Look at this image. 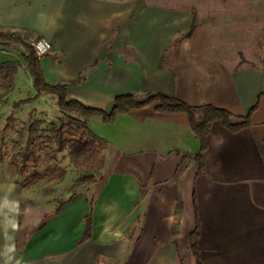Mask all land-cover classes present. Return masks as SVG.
Wrapping results in <instances>:
<instances>
[{"label": "crops", "instance_id": "1", "mask_svg": "<svg viewBox=\"0 0 264 264\" xmlns=\"http://www.w3.org/2000/svg\"><path fill=\"white\" fill-rule=\"evenodd\" d=\"M196 19L186 37L193 12L147 0H0L1 31L50 42L42 74L68 85L67 100L108 113L119 96L161 94L234 117L256 105L239 132L212 124L201 173L200 144L183 113L152 104L113 123L88 118L105 143L99 180L59 213L40 211L24 224L22 191L0 168V264H196V223L199 264H264V61L228 50L222 31ZM23 54L0 41V66H15L12 88L21 77L32 82Z\"/></svg>", "mask_w": 264, "mask_h": 264}, {"label": "rangeland", "instance_id": "2", "mask_svg": "<svg viewBox=\"0 0 264 264\" xmlns=\"http://www.w3.org/2000/svg\"><path fill=\"white\" fill-rule=\"evenodd\" d=\"M147 2L193 12L197 23L209 24L222 31L228 50L237 47L246 54L255 52V57L264 61V0ZM34 97L36 92L27 78L21 77L7 93L0 78V168L9 171L8 178L15 179L22 191L23 224L27 217L35 221L40 211L53 210L60 199L66 200L72 193L83 195L100 175L94 171L91 174L87 163L78 161L75 164L68 149L58 150L59 127L64 126V138L71 140L78 136V126L70 125L68 114L59 111L48 96L44 95L48 98L41 100L37 97L30 104L15 107L16 103ZM32 124L35 133L29 144L28 130ZM96 144L104 151L103 144ZM79 228V222L75 220L72 223L73 235H77ZM27 231L23 225L20 227L18 244L22 243Z\"/></svg>", "mask_w": 264, "mask_h": 264}, {"label": "trees", "instance_id": "3", "mask_svg": "<svg viewBox=\"0 0 264 264\" xmlns=\"http://www.w3.org/2000/svg\"><path fill=\"white\" fill-rule=\"evenodd\" d=\"M195 15L192 26L186 37L190 36L195 26ZM0 41L7 42L9 44H19L24 49L23 59L26 62L29 74L32 79V86L36 92V97L20 101L15 104V107L20 105L30 104L39 95H46L52 97L54 103L59 111L68 114L67 119L70 125L78 126V136L74 139L66 140L63 133L64 126H60L57 130V143L58 150L63 151L68 149V153L72 161L77 164L78 161L87 163L89 166V172L93 174L100 173L103 161L100 160L101 152L103 148L98 146L96 142H99L105 146L104 141L95 136L87 126L86 120L92 116H100L104 123H113L119 114H123L128 109H140L147 105H155V110L158 113L171 114V113H183L188 117L189 126L199 141V152L194 156V162L197 165L198 172L201 173L204 170V152L207 148V137L212 124L216 121L221 122L226 129L232 133L239 132L240 130L247 128L251 112L254 108L244 117H234L229 111L221 108H216L211 105H202L198 107H192L186 103L170 98L161 94H144L140 96L125 95L119 96L114 100V105L110 112L106 113L101 110L87 108L77 101L67 100L66 87L67 84L52 85L46 82L42 74L40 67V57H38L30 43L24 40L13 37L11 33L3 32L0 30ZM15 73V66L12 63H6L0 66V78L3 83L5 92L12 88L13 75ZM264 96V93L260 94V97ZM73 115V116H72ZM35 133L34 125L32 124L28 130V143L31 144V138ZM93 182V181H92ZM91 182V183H92ZM76 193H72L68 199H60L58 206L54 214L59 213L63 206L75 199ZM85 231L82 237L83 239L89 238L91 231V209L84 217ZM198 223L190 235V250L196 259V264H199V250H198Z\"/></svg>", "mask_w": 264, "mask_h": 264}, {"label": "built area", "instance_id": "4", "mask_svg": "<svg viewBox=\"0 0 264 264\" xmlns=\"http://www.w3.org/2000/svg\"><path fill=\"white\" fill-rule=\"evenodd\" d=\"M31 47L33 48L35 54L38 57H42L46 55L51 50V44L44 38H39L34 40L31 43Z\"/></svg>", "mask_w": 264, "mask_h": 264}]
</instances>
